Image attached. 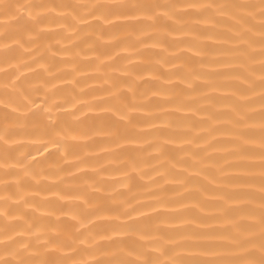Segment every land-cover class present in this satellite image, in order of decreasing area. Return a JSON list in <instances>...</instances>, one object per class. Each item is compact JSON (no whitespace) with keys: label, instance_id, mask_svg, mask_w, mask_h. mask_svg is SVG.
<instances>
[{"label":"bare ground","instance_id":"1","mask_svg":"<svg viewBox=\"0 0 264 264\" xmlns=\"http://www.w3.org/2000/svg\"><path fill=\"white\" fill-rule=\"evenodd\" d=\"M0 131V264H264V0H0Z\"/></svg>","mask_w":264,"mask_h":264},{"label":"clouds","instance_id":"2","mask_svg":"<svg viewBox=\"0 0 264 264\" xmlns=\"http://www.w3.org/2000/svg\"><path fill=\"white\" fill-rule=\"evenodd\" d=\"M3 137V132L2 131H0V138H2ZM66 149V146L63 144V143H61L60 144V150L61 151H64Z\"/></svg>","mask_w":264,"mask_h":264}]
</instances>
